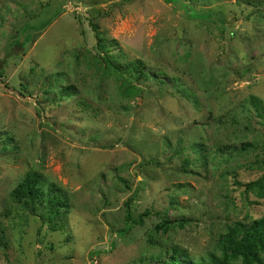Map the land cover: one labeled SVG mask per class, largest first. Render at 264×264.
I'll use <instances>...</instances> for the list:
<instances>
[{
	"label": "rangeland",
	"instance_id": "rangeland-1",
	"mask_svg": "<svg viewBox=\"0 0 264 264\" xmlns=\"http://www.w3.org/2000/svg\"><path fill=\"white\" fill-rule=\"evenodd\" d=\"M29 172L60 218L12 197ZM263 176L264 0H0V264H159L151 238L207 258L264 218ZM130 197L150 215L122 234Z\"/></svg>",
	"mask_w": 264,
	"mask_h": 264
},
{
	"label": "trees",
	"instance_id": "trees-1",
	"mask_svg": "<svg viewBox=\"0 0 264 264\" xmlns=\"http://www.w3.org/2000/svg\"><path fill=\"white\" fill-rule=\"evenodd\" d=\"M53 20L50 22L40 25L38 31L41 32L51 25ZM94 28L97 29L96 26ZM30 28L24 27V32L29 31ZM30 35V34H29ZM28 35V36H29ZM26 40L23 36L15 38L16 47L22 48L24 41ZM100 49H103V45H99ZM16 49V48H15ZM104 62L109 64L117 72H121L122 68L113 64L111 57L114 54H108L103 52ZM109 58V59H108ZM138 64V63H137ZM137 69V66H130L127 72H131ZM145 77L155 79L149 74ZM73 87H66L64 91L60 93L58 97H74L70 91ZM250 104L255 108V112L259 115V102L251 100ZM251 144L241 145V149L251 147ZM197 151L201 150V147L196 148ZM264 183V176L260 182H253L247 185L248 189H258L262 191V185ZM43 182L42 175L38 172H29L18 184V186L12 192V197L18 202L23 204L26 209H29L34 215L39 216L43 220L55 221L57 216L60 218L62 211L69 210V204L64 200V197L54 190V185H50L48 191L43 188L45 185ZM135 195V194H133ZM133 198L125 203L127 205V222L126 227L121 230L122 234L128 233L133 226H140L144 222V217L150 215V212L146 211L140 215L139 219H133L132 214L130 215V205ZM55 223V222H54ZM52 223V224H54ZM179 223H187V220L180 221ZM174 227L173 223L165 218L163 221L156 225L158 231H163L164 234L169 233L170 229ZM1 243V240H0ZM149 243L158 249L159 254L153 255L152 260L160 259L163 260L159 264H264V218L253 220V221H236L233 225L226 228V231L220 234L217 241V249L212 252L207 258L191 259L187 254V251L180 248L179 246H170L166 242L162 243L159 240L153 238L150 239ZM158 247V248H157Z\"/></svg>",
	"mask_w": 264,
	"mask_h": 264
}]
</instances>
